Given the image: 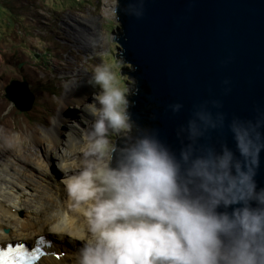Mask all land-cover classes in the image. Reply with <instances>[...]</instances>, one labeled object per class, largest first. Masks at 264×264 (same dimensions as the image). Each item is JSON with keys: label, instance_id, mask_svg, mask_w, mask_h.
I'll return each mask as SVG.
<instances>
[{"label": "clouds", "instance_id": "obj_1", "mask_svg": "<svg viewBox=\"0 0 264 264\" xmlns=\"http://www.w3.org/2000/svg\"><path fill=\"white\" fill-rule=\"evenodd\" d=\"M108 10L116 18L120 0ZM127 12L142 18L144 0ZM123 65L94 66L87 83L99 90L83 104L91 123L76 155L58 165L66 207L49 228L80 242L72 264H264V187L256 180L264 114L226 120L206 102L176 129L175 148L133 121ZM168 108L176 114L183 105ZM224 128L234 147L201 143Z\"/></svg>", "mask_w": 264, "mask_h": 264}, {"label": "water", "instance_id": "obj_2", "mask_svg": "<svg viewBox=\"0 0 264 264\" xmlns=\"http://www.w3.org/2000/svg\"><path fill=\"white\" fill-rule=\"evenodd\" d=\"M129 2L120 0V28L111 40L132 68L123 74L134 81L129 111L136 125L158 129L178 148L176 129L206 102L226 120L264 114V0H144L139 19L128 14ZM4 96L18 111L32 107L25 81L12 80ZM174 103L183 105L179 113L169 110ZM201 143L234 147L227 128ZM256 180L264 187V153Z\"/></svg>", "mask_w": 264, "mask_h": 264}, {"label": "rangeland", "instance_id": "obj_3", "mask_svg": "<svg viewBox=\"0 0 264 264\" xmlns=\"http://www.w3.org/2000/svg\"><path fill=\"white\" fill-rule=\"evenodd\" d=\"M108 5L109 0H0V142L12 149L21 144L24 152L37 154L40 162L48 164L49 174L57 163L41 158L33 134L45 137L50 133L64 139L56 133V125L65 93L82 81L92 96L99 90L87 83L94 66L122 60L116 56L119 45L111 40L118 36L120 23L117 16L112 18ZM74 20L81 22L68 26ZM131 69L124 63L121 72ZM128 78L132 91L134 81ZM12 80L27 83L33 96L30 111H18L5 98L4 89ZM76 116L81 114L75 112L73 119ZM61 130L64 133L62 126ZM11 153L0 148V159ZM21 197L20 205L33 204L31 195ZM23 208L16 219H24Z\"/></svg>", "mask_w": 264, "mask_h": 264}, {"label": "bare ground", "instance_id": "obj_4", "mask_svg": "<svg viewBox=\"0 0 264 264\" xmlns=\"http://www.w3.org/2000/svg\"><path fill=\"white\" fill-rule=\"evenodd\" d=\"M79 19L84 23L83 19ZM80 20L69 21L67 24L70 26ZM97 37L98 35V42ZM88 89L82 81L74 86L72 84L62 99L56 133L64 135V139L50 133L45 137L33 134V142L40 148L41 158H53L57 163V167L50 170L51 174L48 164L43 160L40 162L37 154L24 152L25 147L21 144L18 149H12L0 142V148L12 151L11 156L0 159V244L10 243L11 240L33 243L36 237H45L50 244L48 252L51 254L41 259L39 264H72V253L80 244L79 241L50 230L49 225L54 219V214L66 207V193L61 183L64 173L58 165L76 155L74 148L78 146L91 123L92 118L83 108L84 99H92ZM75 112H79L81 116L73 119ZM61 126L65 130L64 133ZM53 175L55 178H51ZM30 195L33 197V204L20 205L21 196ZM22 206L25 217L18 220L15 217ZM5 229L9 230L6 231L7 234L3 232ZM55 252H64L63 258L52 257Z\"/></svg>", "mask_w": 264, "mask_h": 264}, {"label": "snow or ice", "instance_id": "obj_5", "mask_svg": "<svg viewBox=\"0 0 264 264\" xmlns=\"http://www.w3.org/2000/svg\"><path fill=\"white\" fill-rule=\"evenodd\" d=\"M40 243H43V241H40ZM37 252H39V255H35ZM29 255H33L35 259L39 260L44 253L40 252L39 249L29 250L22 244L15 246V248L9 245L7 249L0 248V264H15L14 260H10L12 257L19 258L21 260V264H23V261Z\"/></svg>", "mask_w": 264, "mask_h": 264}, {"label": "trees", "instance_id": "obj_6", "mask_svg": "<svg viewBox=\"0 0 264 264\" xmlns=\"http://www.w3.org/2000/svg\"><path fill=\"white\" fill-rule=\"evenodd\" d=\"M132 92V91H131Z\"/></svg>", "mask_w": 264, "mask_h": 264}]
</instances>
